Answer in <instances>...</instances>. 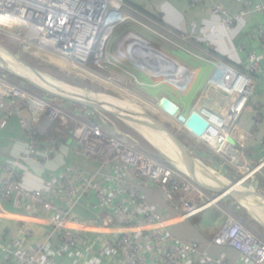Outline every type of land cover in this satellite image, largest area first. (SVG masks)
Masks as SVG:
<instances>
[{"label":"built area","instance_id":"built-area-1","mask_svg":"<svg viewBox=\"0 0 264 264\" xmlns=\"http://www.w3.org/2000/svg\"><path fill=\"white\" fill-rule=\"evenodd\" d=\"M30 1H32L31 3L33 5L23 7L25 8L23 9L25 13L22 16V20L29 26L28 28L38 29L39 24H42L43 19L48 16L49 12L55 17L57 14L60 17L61 14H59L60 10L58 8L66 11L64 10L65 8L60 7L58 4H67L68 9L74 10L80 4H86L92 0H52L54 4L47 3L45 5L39 4L40 2H36V0ZM109 1L105 20L109 17L111 7V13H113H110L111 17L109 21L98 26V33L93 45L97 41L99 30L101 31L102 26L110 29V34H112L118 26L126 21V18H123V14L127 11L123 7L122 2L119 0ZM192 2L195 4L199 1L192 0ZM239 2L250 5V2L246 0H239ZM17 4H19L18 0ZM15 6V0H0V15H4L5 10L10 12V14L6 15H19L18 11L15 10ZM96 8H100V4H97ZM114 11L118 12L119 18H114ZM256 11H264V6H257ZM247 13L243 11L231 16L220 5H214L211 10V17L219 26L231 30L243 22ZM76 25L77 23L74 25L71 24L69 27L71 28L73 26L74 29L79 30L80 26ZM65 29L63 27L62 30L52 28L47 33V38H51V41H54L57 47V49L52 47L53 51L49 50L50 54L62 58L59 53H63L70 64L84 66V61H87L89 54L91 55L93 53L92 49L86 60L78 62L74 59L79 58L77 52H74L70 47L64 46L63 44V40L69 36V33H64ZM127 36L128 60L127 57H124L122 60L123 55L118 53L121 57L119 59L121 63H118L116 57L105 52L106 43L103 45V42H101L97 50L98 57L95 59V65L100 66V64L104 65L108 63L107 66H104V69H110L112 64L111 62L105 61V59L108 61L112 60L114 63L122 65L127 71H130L128 67L131 64H137V59L130 57L131 43L129 42L135 36L130 33H125V35L118 38L115 46L118 43H123L124 39L127 40ZM258 38L264 45V28L258 32ZM27 40L30 39L28 38ZM38 42L41 43L40 40ZM33 45L40 46L38 43ZM66 48L72 50L69 55L66 54ZM115 51L118 52L117 48ZM107 57H110L111 60ZM220 65V71L216 79L218 80L219 76L220 81L218 82H221L219 86L222 88L221 84L224 85L225 97L223 98H226V102L219 107L220 110L217 114L218 121L210 126L202 138H195L205 149H213L211 151H215L218 156L224 158L229 166L236 168L242 174V178L239 181L243 183L264 167V160L257 166H251L246 161L245 150L249 145L251 135L242 129L238 123L243 108L254 92V86L257 82L256 78L262 71V66L255 56L249 58L246 67L242 70L224 61H221ZM144 67V71L141 72L144 76H156L155 73L147 72V69L150 68L147 66ZM157 76L159 75L157 74ZM172 76L173 78L170 84L178 90L186 89L185 87L189 85L192 75L189 71H184L183 77L186 79L183 84L184 88L179 86L181 84L178 81L180 75L176 73ZM217 80H214L213 85H217ZM174 82L178 85H175ZM0 104L4 108V116L0 120V128L2 129L6 128L9 120L22 112L23 108H29L32 114L33 126L25 132V137L28 141L27 152L20 156L18 161L24 163H40L42 162L41 158L44 157L43 160H46L58 154L63 144L59 143L57 147L43 149L41 142H39L42 134L38 129V125L42 117L46 118L50 124L58 118H61L63 125H67L69 122L68 107L62 103H53L49 99L38 100L37 97L18 89L1 77ZM76 109L78 114L95 120L96 123L93 125L84 121L76 122L77 126L72 139L73 143H75L74 149L77 154L90 160H96L101 165L94 172H88L79 167L74 168L77 181L83 183V191L81 193L73 187L69 179L64 178V188L70 198L71 204L69 209L59 207L49 192L41 189L35 191L25 189L23 187L22 177L15 168L16 165H11L10 163L0 164V168L3 171V176L0 178V217L17 216L18 214L12 213L4 205L9 204L10 208L19 211L23 207L25 200H30L41 210L53 212L56 215L55 218L49 217L47 219L51 230L47 233L44 244L39 247L33 249L29 247L30 231L27 229L25 223H22L18 235L11 237L7 243L0 242V250L4 255L5 261L8 263L37 264L39 257L46 253L47 248L52 244L54 238L59 239L64 249H78L81 246V233L95 228L90 224L82 222L74 215L75 209L81 205L82 199L91 191L96 192L102 209L114 208L117 210L115 214L117 216L111 214L106 215V213L105 215H98V219L103 222L102 230L107 229L108 226L106 225L112 224L115 219L119 220V226L116 232L117 237L108 241L107 249L120 253L124 260L123 264H143V241L137 239L136 236L138 234H149L153 242L162 241L160 231L165 229L173 221V219L164 217L159 211L148 206L143 196L137 190L138 185L142 183L155 184L165 199L171 202L175 201V204L179 203V206H176V208L183 216L192 214V205L188 196L195 195L197 199L204 202V206L213 205L219 200L218 196H210L207 190L204 189V187H210V185L206 184L201 186L197 184L174 165L153 158L128 143L127 140L117 137L107 125L108 121L106 118H98L93 112L89 114L88 110ZM232 117L233 119L231 120ZM262 146L264 149V140ZM104 171L111 172V178L114 184L113 188L102 189L99 187L98 180L103 179ZM124 196L133 204V208L136 209V215L130 213L123 215L125 205L123 203H116V198L125 199ZM226 224L225 229L215 236L212 243L226 245L241 254L244 259V262H241V264H264V241L233 216H228ZM98 231L100 230L98 229ZM158 254L162 264H227L223 258L217 260L202 254L200 245L195 242L183 243L179 246L159 247Z\"/></svg>","mask_w":264,"mask_h":264},{"label":"crops","instance_id":"crops-1","mask_svg":"<svg viewBox=\"0 0 264 264\" xmlns=\"http://www.w3.org/2000/svg\"><path fill=\"white\" fill-rule=\"evenodd\" d=\"M198 1L194 4L192 0H123L122 5L130 16L140 17L156 28L167 31V34L172 36L177 42L171 43L175 47L172 49L174 54H181L182 52L187 54L188 52L193 54L192 56L197 57L192 52L194 49L195 52L197 51L204 56L198 57L202 58L206 63L209 61L213 63L220 59L239 70L246 67L251 56L258 58L262 71L256 78L257 82L254 86V92L243 108L238 122L239 126L251 135V140L245 150L246 161L251 166H257L264 160V149L262 146L264 140V45L258 38V32L264 28V11H256V7L260 5L264 6V0H246L250 2V5L239 2V0ZM214 5H220L231 16L243 11L248 13L244 17L243 22L230 30L219 26L212 19L211 10ZM133 38L137 39L136 37ZM186 38H190V40H186ZM183 40L185 41L184 43L181 42ZM186 45L191 46L192 50ZM133 46L136 47L135 51L142 47L140 42H134ZM127 47L128 40L127 42L118 43L116 46L118 50L117 54H124L123 56L126 57ZM156 50L164 56L167 55L161 50ZM153 52L152 54H147V56L148 59L156 61L157 64L150 69L156 70V72H163L165 68L167 72L168 67L166 66H171L166 61L164 62L166 64L164 66L161 63L162 59H159ZM177 58H174L177 61L173 58L168 59L178 66L175 72L179 75V70H181L179 67L191 73L190 83L185 87L186 89L182 90H174V88L166 89L165 87L166 93L163 97H169L173 100L179 106L180 111L187 116L191 115L198 105L218 114L219 107L226 102V98L222 99L225 96L223 95L222 88L211 86L210 84L208 87H204L214 72V70L213 72L209 70L208 64L210 63L206 65V68L202 65L193 67L189 61H182ZM136 59L137 61L139 60L138 58ZM143 65L140 63L138 66L140 69L147 66ZM130 66L128 69L131 70L132 65ZM133 68L136 71L138 70V67ZM175 68L176 66H173V69ZM200 68H204V72L200 73ZM169 69L172 70V67ZM168 75L165 76L167 77ZM172 78L173 76H170V79ZM178 81L182 82L181 79ZM175 85L178 84L175 83ZM185 102L187 103L184 104ZM61 103L64 104L63 102ZM64 105L68 107L67 104ZM3 116L4 108L0 104V120ZM32 126V114L29 108L26 107L23 108L22 112L9 120L6 128H0V164L10 163L11 165H16L15 168L22 177L25 189L31 191L41 189L49 192L59 207L69 209L71 204L70 198L64 188V178L69 179L73 187L81 193L83 191V183L77 181L74 168L79 167L85 171L94 172L100 168L101 164L96 160H90L77 154L74 149L75 143H73V137L66 138V143H62V148L54 157L46 160H43V157L40 163L18 161L19 157L27 152L28 141L25 137V132ZM50 126L51 124L48 120L42 117L38 129L44 135L47 134ZM54 133L50 134L51 136L49 137H53ZM164 136L170 139L168 136ZM166 144H169L171 151L176 150L179 153L171 140L166 141ZM195 145L196 147H190L191 151H198L194 153L195 158L202 161L205 166L211 168V171L208 170L209 172L218 174L220 177L222 176L221 179L220 177L215 178L209 173L210 176L208 173L206 174L202 171L195 173L212 182V184L207 185L217 187L218 184L220 185L223 182L227 184L241 180L242 174L236 168L229 166L227 161L218 156L215 151H211L213 149H205L198 142ZM172 159L178 166L190 171L186 162L177 161L178 159L175 160V158ZM104 172L103 179L98 180L99 187L102 189L113 188L114 184L111 172ZM2 176L3 171L0 168V178ZM137 190L149 207L159 211L164 217L173 219L171 224L160 231L162 241L153 242L149 234H138L136 236L137 239L143 241V264H162L158 254L159 247L179 246L180 244L191 242L198 243L201 253L209 258L217 260L223 258L227 264H241V262H244L241 254L232 248L212 243L215 236L225 229L228 216H232L218 204L220 200H227V197L221 198L213 205L204 206V202L197 199L195 195L188 196L192 205V214L183 216L176 208V206H179V203L175 204V201L171 202L165 199L155 184L142 183L137 186ZM239 190H250L264 195V167L254 176L241 183ZM213 191L210 194L217 196L219 193L218 189L215 188ZM124 197L125 199L116 198V203H123L125 205L123 215L126 213L136 215V209L133 208V204L126 196ZM232 199L233 201L229 204V207L234 208L235 204H237L235 208H241L250 221L254 222L252 224L254 229L251 226L250 229L259 237L261 235L264 240V203L257 198H249L247 200ZM81 202V205L75 209L74 215L82 222L90 224L95 228L81 233V246L76 250L64 249L59 239L54 238L46 253L39 257L37 264L124 263L120 253L107 249L108 241L117 237L116 232L119 220L115 219L112 224L106 225L108 226L107 229L102 230L103 222L98 219V215L100 214L115 215L117 210L114 208L102 209L95 191H91L85 195ZM4 207L18 215L0 217V242L7 243L11 237L18 235L22 223H25L27 229L30 231L29 247L33 249L44 244L46 235L51 230L47 219L49 217H56L53 212L41 210L30 200H25L23 207L19 211L10 208L9 204L4 205ZM0 264L15 263L5 261L4 255L0 250Z\"/></svg>","mask_w":264,"mask_h":264},{"label":"rangeland","instance_id":"rangeland-1","mask_svg":"<svg viewBox=\"0 0 264 264\" xmlns=\"http://www.w3.org/2000/svg\"><path fill=\"white\" fill-rule=\"evenodd\" d=\"M111 8L109 10V17H107L106 20L104 18L105 20L104 22H107L110 20V17H111L110 13L112 11ZM114 13H115L114 14L115 17L114 16L112 17L119 18L118 12L114 11ZM123 18H126V21L122 25L118 26L112 34H110V29H108L107 27H104V26L101 27V31L99 30L97 41L95 42V45H93L92 47L93 53H91V55L89 54V58L87 61H84L85 62L84 66H75L73 64H70V62H67L66 60H64L68 64V69L66 68L64 69L56 65H53L46 60H43L42 58H40L33 52L34 49L46 51L50 53L49 50L53 51V48L57 49L54 42L52 44H48V43L41 44L38 42V40L35 39V37H31L29 38L30 40H27L24 38L25 35L21 31L18 30L19 33L15 34L13 31L16 29L12 30V29L0 28V52L3 53L4 57L6 56V58H11V60H13V63L15 62L14 64L15 67H18L20 71L27 72V74L31 75V77L33 78L32 80L33 82H35L39 86L44 87V89L50 92H54L56 94H61L64 96L69 95V96L78 97V98L80 97L85 98L90 95L93 98H95V101H98L104 104L106 101H110L113 107H115L116 109H120L124 113L130 114V112H133V110L137 111L138 113H140L139 116L144 117V119H146L149 122V124L151 120L147 117H151L153 120L170 128L172 132L178 138H180V140L188 147H191V146L196 147L195 144L198 142L197 139L193 137L185 128L179 126L175 122V120L163 114L158 107L160 99L163 98V95L166 93L165 87L166 89L174 88L170 84V81H171L170 74L166 72L165 68L163 72L161 71L156 72V70L147 69V72L149 73L156 72L155 73L156 76L155 77L144 76L141 73L142 71H144L143 69L144 67L140 69V67L136 65L138 63L145 64V62L139 59L141 58V56H138L139 57L138 58L136 55L135 57H137L139 60L138 61L134 60L136 61L137 64H131V65H132V68L138 67L137 71L134 68H133L134 70L132 69V71L131 70L127 71L122 65L120 64L118 65L114 63L110 59V57H107V58H109L111 61H108L105 58H103L105 59V61L111 62L112 64L110 69H107V68L104 69V66H107L108 63H105L104 65L100 64V66L95 65V61H96L95 59L96 57H98L97 50L101 42L105 40V43H106L105 52L112 54L114 57H116V61H118V63H121V60H119L121 57L115 51L116 49L115 44L116 42H118L119 37H122L123 35H125V33H130L131 35H134L138 39L145 40L146 42H148V44L151 47L161 50L162 52L166 53L167 55L165 56L170 59L172 58L174 59L178 57L177 58L178 60L189 61L191 65H193V67H198L199 65H202L203 67L206 68V65L208 63L212 64V66L208 64L210 67L209 70L211 72H213L214 70V72L212 73L209 80L207 81V84L204 87H208L209 84L211 86L220 87L219 85L221 82L217 81V85H213V82L214 80L215 81L217 80L216 77L220 71L221 60L218 59V61H214L213 63H211L210 61L206 63L202 58L198 57V56H202V54L197 51L195 52L194 49L192 50L191 46L189 45H186V46L190 50H192V52L195 55H197V57L192 56L193 54H190L188 52L187 54L184 52H182L181 54L177 53L178 55L174 54L172 52V49L175 47L171 43H177V42L175 41L174 38H172V36L167 34V31H164L161 28H156L154 25L148 23L142 18L130 16L127 13L123 14ZM126 38L128 40V36ZM127 40L124 39V42L125 41L127 42ZM186 40H190V38H186ZM181 42L184 43L185 41L183 40ZM35 43H38V45L40 46L39 47L34 46L33 44ZM135 49L136 47H134L133 44H131L130 46L131 53H135L134 51ZM127 53H128V47H127V52L125 53L127 60H128L129 56ZM78 57L80 58V56ZM130 57L135 59L133 55H131ZM58 58L60 57L58 56ZM123 59H124V56L122 60ZM143 59L148 60V57H144ZM122 64L124 63L122 62ZM8 65L10 66L9 63ZM145 65H147L148 68H152V66L148 65L147 63ZM12 67H13V64H12ZM203 69L204 68L202 69L200 68L199 72L200 73L204 72ZM179 71H180V79L182 80L179 86L181 88H184L183 84L186 81V79L183 77L184 72H181V70ZM176 73L177 72H175V74ZM157 74L159 76H157ZM165 75H168V76L166 77ZM17 78L22 80L19 77ZM164 78H166L167 80L164 81ZM218 80L220 81L219 76H218ZM27 83L37 88L30 82H27ZM221 86H222V92L224 95L225 90L223 89L225 88L223 84H221ZM201 89L203 88L201 87ZM174 90H177V88H174ZM178 90H182V89H178ZM51 96L52 98L54 97L52 102L56 101L57 102L56 104H61V102L64 101L55 95H51ZM39 98L40 97H38V100H41ZM186 103L187 102H185L184 104ZM104 108L108 111H112L111 106H108L106 104L104 105ZM133 113H136V112H133ZM132 115L136 117L138 116L136 114H132ZM107 116L109 120L111 119L112 121H114L115 125L118 128H120L121 131L126 132L128 134L127 136L128 138H130L128 140V143L132 144L134 147L141 150L145 154L149 156L151 155L155 157H160L163 161H166L169 164H172L171 162L172 158H175V160L178 159L177 161L181 160L185 163L180 152L177 153L176 150H172V151L170 150L169 144H166V141L168 140L170 141V139H167L164 136V134L156 132L147 126H142L140 124L132 123L130 121H126L122 119L119 120L117 119V117L111 114H107ZM113 129L117 130L116 128H113ZM155 137H157V139ZM191 152H192L191 155L194 158V153L198 151L195 150ZM194 159L196 160L199 166L203 167L207 171L208 170L211 171L210 170L211 168H209L208 166H205V164L202 161H199L196 158ZM217 176L220 177L218 174ZM220 178L222 179V176Z\"/></svg>","mask_w":264,"mask_h":264},{"label":"water","instance_id":"water-1","mask_svg":"<svg viewBox=\"0 0 264 264\" xmlns=\"http://www.w3.org/2000/svg\"><path fill=\"white\" fill-rule=\"evenodd\" d=\"M119 1H123V0H119ZM15 34L18 33V29L13 31ZM134 42H140V44L142 45V47L135 51V53H131V55H133L134 57L137 55L140 56L141 58H139L141 61L145 62V64L147 63L150 66H154L157 64L156 61L151 60V59H143L144 57H148L147 54H152V52L158 56V58L162 59L161 63L163 65L164 62L166 61V63L168 65H170L172 67V70H170L169 66L168 67V71L167 73L170 74V76H172V74H175V70L178 68V66L172 62L171 60H169L167 57H165L164 55H162L161 53H159L156 49H153L148 43H146L144 40L141 39H134L132 38L131 40V44H133ZM71 49L70 48H66V54L69 55L71 53ZM37 56H39L40 58H42L43 60L48 61L49 63L56 65L58 67L61 68H66L68 69V64L58 58L57 56L50 54L48 52L45 51H41V50H37L34 49L33 51ZM140 53V55H139ZM160 56V57H159ZM136 57V58H137ZM74 58V57H73ZM76 59L78 62H82V59L80 58H74ZM164 60V61H163ZM173 66H176L175 69H173ZM0 68L3 69L4 71L10 72L14 75H16L17 77L21 78L22 80H25L27 82H30L31 84H33L34 86H36L38 89L42 90L43 92H46L48 94L51 95H55L58 98L66 101V102H70V103H75V104H79L82 106H85L87 108H90L92 110L95 111H99L102 113H106V114H111L117 118H120L122 120H126V121H130L136 124H140L142 126H147L149 128H151L152 130L162 133L166 136H168L170 138V140L174 143V145L177 147V149L179 150L180 154L182 155L184 161L186 162V165L189 167L190 171L192 173H198V171H202L203 173H210L209 171H206V169H204L203 167L199 166L196 162V160L192 157L191 153L189 152L188 148L186 147V145L180 140V138H178L170 128H168L167 126L153 120L151 117H147L149 118L150 124H146V123H142L136 120H133L131 118H127L124 115V112H122L120 109H116V111H108L104 108L103 103L98 102V101H94L91 100L89 98H78V97H72V96H62V95H58L54 92H50L46 89H44L42 86H39L38 84H36L35 82L29 80L28 78L21 76L20 74L14 72L10 66L8 65V63L4 60V58H2L0 56ZM181 72H184L185 69L181 68ZM160 111L165 114L167 117L175 120V122L185 128L187 131H189L194 137L196 138H202L205 133L207 132V130L210 128V126L214 123H216L218 121V115L215 114L212 111H209L207 109H205L204 107L198 105L193 113L189 116L184 115L181 111L179 106L173 101L171 100L169 97H163L160 99L159 105H158ZM128 116V115H126ZM231 143H233L232 140H230ZM209 174V175H210ZM215 178H219L217 176V174H212ZM211 176V175H210ZM202 186V185H201ZM239 186H241V182H235V183H221L220 185L218 184V186H210V187H214V188H210V187H204L205 190H215L218 189L219 193L217 194V196L219 197V200L223 197H231L237 200H247L249 198H257L259 200H261L264 203V195L254 192V191H250V190H239ZM214 192V191H213Z\"/></svg>","mask_w":264,"mask_h":264},{"label":"bare ground","instance_id":"bare-ground-1","mask_svg":"<svg viewBox=\"0 0 264 264\" xmlns=\"http://www.w3.org/2000/svg\"><path fill=\"white\" fill-rule=\"evenodd\" d=\"M18 1H19V4H17V0H15L16 2L15 10L18 11L19 15L17 16L6 15V14H10V12L8 10H5L4 15H0V28L12 29V30L18 29L19 31L24 33L25 35L24 38L28 39L31 37H35V39L40 40L41 43H48V44H52L54 42V41H51L52 40L51 38L50 39L47 38V33L49 32V30H51L52 28H57L58 30H62V27L66 28L64 30V33L66 34L69 33V36L67 37V39L63 40L64 46L70 47L74 52H77V56H80V58L84 60H86L89 52L92 49V46L95 41V37L98 33V26L104 22L105 15L107 13V4H109L110 2L109 0H92L89 3L80 4V6H78L74 10L68 9L69 7L67 4L66 6L65 4L60 3L58 5L60 7L65 8L64 10H66V11H63L61 10V8H58L60 10L59 14H61L60 17L58 14L55 17L54 15H52L51 12H49L48 16H46L48 18L45 17L43 19L42 24L41 25L39 24L38 29L37 28L32 29V28H28L29 26L25 25V23L22 20V16L25 13V11L23 10L25 8L23 7L24 6L29 7V5H33L31 3L32 1L30 0H18ZM36 2H40L39 4H42V5H45L47 3L54 4L52 0H36ZM97 4H100V8H96ZM76 23H77L76 26H80L79 30L74 29L73 26L71 28L69 27V25L71 24L74 25ZM104 44H105V40H103V45ZM78 50H79V53H78ZM59 54L62 57L60 59L67 61L63 53H59ZM0 56L4 58V60L10 64V67L14 72L20 74L21 76L28 78L31 81L33 80L31 75L27 74V72L20 71L18 67H15L14 65L15 62L13 63V60H11V58H6V56L4 57L2 52H0ZM12 64H13V67H12ZM166 80L167 79L164 78V81ZM58 95H61V94H58ZM106 102H105L106 105L111 106V108L113 107L110 101H106ZM112 111H116V108L113 107ZM133 112H136V113H133ZM133 112H130L131 116L127 113H124L125 114L124 116L127 118H131L133 120L136 119L137 121L142 122V123L149 124V122L146 119H144V117L139 116L140 113L134 110ZM132 114H136L138 116L136 117ZM155 138L157 139V137ZM171 162L183 174H185L188 178H190L192 181L196 182L197 184H200V185L212 184V182H210L209 180L204 179L203 177L198 176L195 173H192L191 171L178 166V164H176V162H174L173 159H171Z\"/></svg>","mask_w":264,"mask_h":264},{"label":"trees","instance_id":"trees-1","mask_svg":"<svg viewBox=\"0 0 264 264\" xmlns=\"http://www.w3.org/2000/svg\"><path fill=\"white\" fill-rule=\"evenodd\" d=\"M0 77L5 79L7 82L11 83L12 85H14L15 87H17L20 90L25 91V92H27V93L35 96V97L37 96V98L40 97L39 99H41V100L49 99L52 102L54 99V97L52 98L51 95H47L45 92L33 87L32 85L27 83L25 80H20L16 76H14L13 74H11L7 71H4L1 68H0ZM87 98L95 101V98H93L90 95L87 96ZM62 102L64 104L68 105L69 122L67 125H63V121L61 120V118H58L57 120H55L51 124L50 129L48 130L47 134L40 136L39 142H41L43 149H47L49 147H57L59 145V143H66L67 137H70V138L73 137V133H74L75 128L77 126V124H76L77 121H84V122L95 125V123H96L95 120H92L86 116H82V115L78 114L76 108L83 109L84 111L88 110L89 114L93 112L98 118H104V119L106 118L108 121L107 125L112 129L113 134H115L117 137L123 138L127 141L130 139V138H128V136H127L128 134L126 132L121 131V129L115 125L114 121H112L111 119L109 120L107 114L92 110V109L87 108V107L82 106V105H78V104H74V103L71 104L70 102H66V101H62ZM53 103H57V102L55 101ZM117 119L121 120L120 118H117ZM113 128H116L117 130H115ZM53 133H54V136L50 138L49 137V136H51L50 134H53ZM186 147L188 148L189 152L192 154L191 148L188 147L187 145H186ZM151 157L156 158L158 160H162L160 157H155V156H151ZM194 158H195V154H194ZM208 191H210V192H208ZM208 191H207L208 194L213 193V191H211V190H208ZM232 201H233V199L228 196L227 200H224V201L220 200L218 202V204H219V206H222V208L224 210H227L226 212L231 214L233 217H235L239 222H241L242 224H244L248 228H250V226H251L252 229H254L253 225H252L254 222L250 221V219L248 218L246 213H244L241 210V208L240 209L235 208V207H237V204H235L236 206H234V208L229 207V204H231ZM260 238H262V240H263V237H261V235H260Z\"/></svg>","mask_w":264,"mask_h":264}]
</instances>
